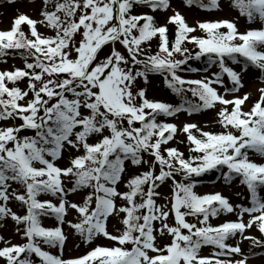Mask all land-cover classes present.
<instances>
[{"label": "snow or ice", "instance_id": "obj_1", "mask_svg": "<svg viewBox=\"0 0 264 264\" xmlns=\"http://www.w3.org/2000/svg\"><path fill=\"white\" fill-rule=\"evenodd\" d=\"M193 6L223 7L42 0L39 19L19 13L0 29V65H8L0 68V227L12 221L25 241L0 236L5 264H35L34 256L39 264H248L241 244L264 248L250 234L255 227L264 236V88L247 110L251 93H242L251 69L264 79V0H230L248 25L260 24L243 31L236 19L190 25L179 8ZM201 59L206 68L191 66ZM152 77L181 102L149 98ZM208 110L220 131L170 119ZM213 171L225 185L238 179L248 206L221 192L199 194L198 178ZM72 211L75 220L67 219ZM229 214L235 219L212 223ZM42 217L56 225L45 227ZM115 218L123 227L110 232ZM64 225L85 244L102 236L113 245L64 258Z\"/></svg>", "mask_w": 264, "mask_h": 264}, {"label": "rangeland", "instance_id": "obj_2", "mask_svg": "<svg viewBox=\"0 0 264 264\" xmlns=\"http://www.w3.org/2000/svg\"><path fill=\"white\" fill-rule=\"evenodd\" d=\"M173 6H179L181 4V0H172ZM42 4V0H16L15 4H8L7 0L0 1V29H8L11 27L14 18L19 14V13H26L30 15L34 19H39V13H40V5ZM222 8L217 11H209L208 13L201 11V10H196L194 7L191 9L180 7L179 10L182 12L183 15H185L187 22L195 26L197 21H213V20H221V19H235L234 17V12L229 8V2L228 0H221ZM237 20V19H236ZM238 21L239 27L241 31H243L245 28L248 27H260L259 22L255 25H247L246 23L242 21ZM42 31H48L45 29H41ZM48 34H52L50 31H48ZM123 51V49H121ZM15 64L17 67H21L22 64L18 61L14 60H9V65ZM233 67H236L235 65H232ZM8 67V65H0V68H5ZM215 70V69H213ZM203 74V72H201ZM184 75V74H182ZM186 77L189 78H196L195 76H188L185 75ZM151 84L148 86V93L147 95L149 98H155L157 100H163L166 102L172 101L171 99L167 98L165 94L162 91V88H160L158 81L157 80H151ZM244 82H245V88L242 90L243 92H249L251 93L249 100L246 101V109L251 107V102L252 101H257L260 97V88H264V79L261 78V73L257 70H250L248 73L245 74L244 76ZM227 83V81H226ZM23 87H26V81H23ZM222 91V90H221ZM215 117V112L213 110L203 112V114H197L194 115L193 117H188L187 114L181 113L178 114V118H170L171 120H174L177 124H181L186 121H194L199 123L201 126H204L205 124L208 125V127L205 128V130H209L211 126L214 125L213 120ZM161 119H164L163 117ZM183 135L179 136L178 138L181 140H184ZM173 145H175V142H173ZM182 151H184V146L183 144L178 145ZM258 161L261 160V158H257ZM170 184V182H169ZM160 191L165 194L169 195L170 194V188L168 185L163 186ZM199 194H205V193H212V192H221L223 195L229 197L230 202L232 203H244L246 206H248V199L246 191L243 189L241 190V187L239 185V181L233 184L232 187H227L224 188L221 186L220 182H217V184L212 185L211 187H206L203 189L198 190ZM239 193V195H238ZM50 198V197H47ZM83 198V194L80 195H75L73 196V199L76 202H80ZM11 206L13 207V210H18L19 205L17 203H12ZM74 211L70 212L69 216L67 219H72V216L74 215ZM247 218V217H245ZM192 219V218H189ZM225 219H235L234 216L229 215L228 217H224L218 222H222ZM44 226L45 227H53L56 225V220L54 217H45L44 219ZM13 222L12 221H7L3 227H0V236L5 237V239H10L12 243H22L20 241H16L18 235L15 234V225L13 228ZM122 224L120 223L118 218L111 219L109 223V231L110 232H115V229L122 228ZM65 231L68 234V240L66 241V246L64 249V258L68 257H76V256H82L87 254L88 251L91 250L92 247L94 246H112L113 242L107 240L104 237H97L92 244H85L82 239L74 233L72 229H69L67 225H64ZM250 234H254L257 237H260L261 234L258 232V230L255 229V227L250 230ZM170 240L169 237H164L160 243H167ZM233 241H231L232 243ZM249 241H244L241 244L243 252L246 254L245 251V244L248 243ZM45 250L51 251L53 254H59L57 249H47V246H44ZM211 251L209 252H204L203 255H208L210 254ZM236 259H239L240 257H235ZM248 264H264V257H251L249 256V261Z\"/></svg>", "mask_w": 264, "mask_h": 264}, {"label": "trees", "instance_id": "obj_3", "mask_svg": "<svg viewBox=\"0 0 264 264\" xmlns=\"http://www.w3.org/2000/svg\"><path fill=\"white\" fill-rule=\"evenodd\" d=\"M208 2H209V0H204V3H208ZM232 9L235 10V12L237 13V15L239 17H241L240 14H239V11L237 9H235V8H232ZM242 18L246 19L245 17H242ZM172 30H173V27H170V31H172ZM191 66L192 67H198L200 69H204V68L207 67V64H206L204 59H201L199 61H192L191 62ZM185 74H190V73H185ZM159 79H160V83L163 84L162 78L159 77ZM26 84H27V81H26ZM20 86L21 87L23 86V82L20 83ZM163 88L166 90L167 95L169 97L174 98L175 104H179L181 102L180 97L176 96L174 93L171 92V90L167 89L164 85H163ZM187 97L189 99H193L192 96H191V93H187ZM220 130H221L220 126L218 124H216L214 126V128H212L211 131H220ZM184 151H185V154L188 155L187 150H186V144H184ZM177 178L179 179V177H177ZM219 178H220V173L215 172V171L209 172V173L204 174L202 177L198 178V181H199L198 185H203V184H206V183H212V182L216 181ZM261 238H264V236H262ZM247 245H248L247 246V251H248L249 254L255 255V256H262V257L264 256V248H259V247L252 248L250 243H248ZM128 246H131V245H128ZM209 248H211V247L203 248V250L204 249H208L209 250Z\"/></svg>", "mask_w": 264, "mask_h": 264}]
</instances>
